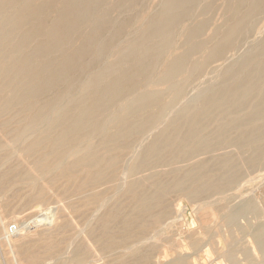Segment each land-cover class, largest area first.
<instances>
[{"label": "bare ground", "instance_id": "6f19581e", "mask_svg": "<svg viewBox=\"0 0 264 264\" xmlns=\"http://www.w3.org/2000/svg\"><path fill=\"white\" fill-rule=\"evenodd\" d=\"M7 127L0 189L92 216L71 262L264 264V0H0Z\"/></svg>", "mask_w": 264, "mask_h": 264}, {"label": "rangeland", "instance_id": "374dc122", "mask_svg": "<svg viewBox=\"0 0 264 264\" xmlns=\"http://www.w3.org/2000/svg\"><path fill=\"white\" fill-rule=\"evenodd\" d=\"M1 130L3 132L0 133L1 134L0 143L5 141L2 138L8 139V137H7L8 135H6V138L4 137V135H5V134H3V133H5L4 131H6V132L10 131V130L8 131V127L4 128V129L1 128ZM1 130H0V132H1ZM6 134H8V133H6ZM17 156L18 155L14 156L15 157L14 158V164L15 165H17V163H20V161L17 160ZM3 160H4L3 155L2 156L0 155V167H1L0 173H2V170H4V169L7 170L6 166L3 165L5 160L4 161ZM31 161L32 160L28 159V164H31ZM1 163H2V165H1ZM3 166H4V168H3ZM20 167L18 168V172L20 174L25 173L28 169V167L25 164H21ZM29 167H31V166H29ZM21 169H23V171H21ZM6 170H4V171H6ZM262 175H264V173H262ZM19 177L20 176L18 175V176H16L15 179L11 180L10 184H7L5 189H0V193H4L3 196H0V213H2V214H0V223L4 222L6 224L5 230H1V228H0V232L3 231L2 233H0V239L2 238V236L4 234L6 235V229L10 224H17L20 228L24 227L25 228L24 231H26V232L28 231V232L27 233L25 232L26 234L23 232L22 237L16 236L17 238L16 237L10 238L12 241H14V240L17 241V239H18V241H17L18 243H15V244L14 243L10 244L7 242L2 243L0 241V264H58V261L64 262L63 264H72V263L73 264H94L95 261L98 259L94 255L95 254L94 249H92L91 255L89 254L90 257L87 256L88 258H86L84 263L71 262V257H72L73 252H74V247L76 248V246L81 244V243L84 247L88 246L87 243L89 242V240H88V237L85 236V235H87L85 233L88 231L91 223L93 225L94 221L89 223L92 216L86 217V216L82 215L83 208H82V211L79 213H73L71 211V209L69 208V205L72 204V206L73 205L77 206L78 204L82 203V201H81V198L79 199L78 194H73L69 197V195L72 193L73 189L70 191H67V189H70L71 187L70 188L66 187L67 189L64 188L65 185L67 184V183H65L66 179H62V180L60 179L59 182L52 183L55 185L56 188L53 187L54 185H52V184L50 185L49 182H47L49 179L48 180L45 179V180H47L45 182H47L48 185H50L49 187L47 186L48 187L47 189L52 188L51 190L55 193L51 194L50 199H47L46 202L39 204L38 202H34V201H30V200L27 201L29 199L28 196L30 195V193H32L31 192L32 187L29 184V182L26 183V181H23V183L25 185L22 184L21 183L22 181H20V180H22L21 178H23V177H21L20 179H19ZM62 181H64V182H62ZM12 182H13V185H11ZM46 184H44V185L46 186ZM58 184H59V186L61 185V187H59ZM10 185H11V187H10ZM12 186H13V188H12ZM256 186H258V184H256ZM16 187L20 191V193L16 190ZM13 189L15 191V192L13 191L14 193L12 192ZM20 189H22V190H20ZM9 190H11V191H9ZM16 192H18V193H16ZM64 192H65V194H64ZM66 192H68L67 196H66ZM257 192H258L257 193L258 198L259 197L261 198L262 196L264 197V188L258 190ZM24 193H26L25 196H24ZM13 195L16 197H14ZM75 195L77 196L78 199H75L76 198ZM65 197H67V198H65ZM57 198H58V200H57ZM70 198L71 199L73 198L74 200L73 199L71 200ZM59 199L63 200V201H61V200L60 201L63 203V205H61V206H63L64 208L60 207V204H62V203H60V202H59V204L57 203L59 201ZM176 199H177L178 204L175 202ZM172 200H174V202L171 201V204H173V206L171 208L172 212H171L170 216H173V215L178 216L176 211H175L176 209H180L183 216L184 215L185 216H189V215L195 216L193 213V209H192L191 205L184 198L179 199V196L176 195L172 198ZM16 202H18V203H16ZM55 203H56V205H55ZM26 204H27V206H26ZM52 205H54V206H52ZM58 206H59V209H58ZM66 207L69 209H67ZM52 211L55 213H53ZM48 212L50 213V215ZM69 212L72 213V215ZM47 215H49V217ZM59 216H62V217H59ZM36 218H37V222H40L41 224L35 223ZM71 218H74L73 221L76 220V222L73 223V221H71L72 220ZM38 220H40V221H38ZM50 221H51V223H49ZM70 222L73 224L71 225ZM76 224L77 225L80 224V229L78 227L79 225L77 226L78 228L76 227ZM88 224H89V227H88ZM38 228H40V229H38ZM78 230L81 231L82 233H84L85 235L82 234L81 232H79ZM30 234H31V237H30ZM81 234H82V237L79 236ZM75 235L76 236L78 235L77 237H79V238L73 237ZM84 238L87 241L84 240ZM79 239H81V240H79ZM74 243L75 244L78 243V244L75 245ZM47 256H49V257H47ZM91 257H93V259H92L93 263L91 262V259H89ZM33 258H35V260L32 262ZM45 260H46V262H45ZM103 261L102 260L96 261L95 264H101V263L107 264V261H104V262ZM88 262H91V263H88Z\"/></svg>", "mask_w": 264, "mask_h": 264}, {"label": "built area", "instance_id": "2783aa9c", "mask_svg": "<svg viewBox=\"0 0 264 264\" xmlns=\"http://www.w3.org/2000/svg\"><path fill=\"white\" fill-rule=\"evenodd\" d=\"M20 234V227L17 224H10L6 229V236L8 238L16 237Z\"/></svg>", "mask_w": 264, "mask_h": 264}]
</instances>
